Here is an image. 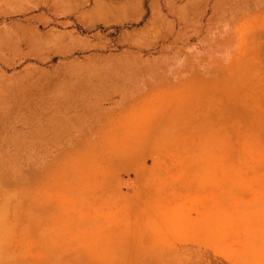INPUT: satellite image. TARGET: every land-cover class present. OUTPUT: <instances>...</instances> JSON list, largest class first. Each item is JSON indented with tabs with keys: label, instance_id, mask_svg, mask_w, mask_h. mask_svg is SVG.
<instances>
[{
	"label": "crops",
	"instance_id": "0c3cea01",
	"mask_svg": "<svg viewBox=\"0 0 264 264\" xmlns=\"http://www.w3.org/2000/svg\"><path fill=\"white\" fill-rule=\"evenodd\" d=\"M238 4L245 18L264 15V0H0V163L50 164L48 183L21 189L20 208L64 217L45 222L50 244L35 264L55 255L72 264H122L129 221L144 226L145 212L153 226L152 196L175 194L164 181L182 186L193 208H206L202 196L217 193L211 182L217 161L179 156L170 162L177 170L161 171L160 185H139L137 172L135 186L120 190L113 184L125 162L116 148L158 146L164 124L171 130L180 115L183 123L186 112L196 115L194 95L192 105L179 103L196 84V62L191 70L186 58L171 60L164 40L176 31L175 20H201L203 13L229 19ZM61 176L69 188L57 204L48 191ZM147 240L151 258L162 247ZM168 242L160 240L167 254Z\"/></svg>",
	"mask_w": 264,
	"mask_h": 264
},
{
	"label": "rangeland",
	"instance_id": "374dc122",
	"mask_svg": "<svg viewBox=\"0 0 264 264\" xmlns=\"http://www.w3.org/2000/svg\"><path fill=\"white\" fill-rule=\"evenodd\" d=\"M243 10L241 4L234 5L229 19H213L203 13L201 20H175L176 31L171 29L169 39L164 40L169 43L171 60L186 58L191 70L196 62V84L180 95L186 101L179 102L188 107L194 95L196 115L186 112L184 123L180 115L171 124L178 129L168 130V124L160 129L162 123H158L149 134L160 129L155 139L158 146L116 148L125 163L116 170L119 177L113 187L135 186L132 178L137 172L143 175L139 185H160L161 171L177 170V164L173 167L170 162L179 156L188 161L197 153L206 157L201 160L210 157L217 161L211 180L217 193L202 196L206 208L197 209L182 186L164 181L175 194L152 196L157 202L151 211L153 226L145 212L144 226L132 228L133 221H129L130 243L128 251L120 254L122 264H264V15L245 18ZM117 32L111 30L109 35ZM159 52L158 47L152 50L153 54ZM49 165L0 163V264H35L37 254L50 244L45 222L52 218L56 224L64 218L60 216L63 211L28 213L20 208L21 189L24 194L28 193L26 187L48 183ZM152 174L156 176L151 181L148 175ZM55 183L48 191L51 201L63 204L69 184L64 176ZM100 198L109 202L111 197ZM181 198L187 201L185 206L178 203ZM205 219L202 225L209 224L204 229L201 221ZM149 237L159 241L162 252L146 258ZM162 239L169 241L168 254ZM63 258L55 255L42 264H72Z\"/></svg>",
	"mask_w": 264,
	"mask_h": 264
}]
</instances>
